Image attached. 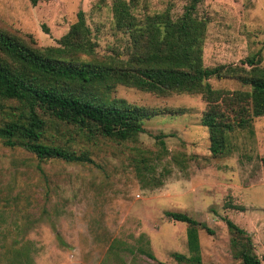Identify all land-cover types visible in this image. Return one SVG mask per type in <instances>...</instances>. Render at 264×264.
Here are the masks:
<instances>
[{"label": "rangeland", "instance_id": "374dc122", "mask_svg": "<svg viewBox=\"0 0 264 264\" xmlns=\"http://www.w3.org/2000/svg\"><path fill=\"white\" fill-rule=\"evenodd\" d=\"M140 1L139 14L169 9L174 18L189 3ZM110 6L111 0H45L36 6L30 0H0V29L30 34L40 48L57 46L82 11L102 58L127 45L113 28ZM196 12L207 21L205 67L241 66L257 53L264 67V0H203ZM209 84L249 90L232 78ZM109 99L185 113L146 120L145 132L124 143L47 124L44 144L86 153L92 164L39 161L0 144V264H9V252L27 242L31 264H189L173 258L190 256L186 225L167 212L187 214L212 230L209 235L199 229L201 264H241L233 257L224 218L249 234L264 264V117L253 120L251 131L228 135L229 155L213 157L201 125L206 109L201 96L159 97L117 86ZM3 120L0 109V124ZM159 134L166 136L165 150L156 144Z\"/></svg>", "mask_w": 264, "mask_h": 264}, {"label": "trees", "instance_id": "16d2710c", "mask_svg": "<svg viewBox=\"0 0 264 264\" xmlns=\"http://www.w3.org/2000/svg\"><path fill=\"white\" fill-rule=\"evenodd\" d=\"M38 1L45 0L30 3L36 6ZM202 1L189 0L174 18L169 9L139 14L140 0H111L113 28L126 37L127 45L102 58L97 56L82 11L57 46L40 48L30 34L0 29V109L5 118L0 124V144L22 149L39 161L92 164L86 153L44 144L47 124L72 127L89 139L124 143L136 141L145 132L146 120L185 113V109H150L109 99L122 86L159 97L201 96L206 104L201 125L209 134V151L213 157L229 155L228 135L251 131L253 120L264 117V67L259 66L260 53L246 58L241 66H204L207 21L196 12ZM225 78L236 79L249 90L230 92L209 84L211 79ZM164 137L155 136L162 150L166 149ZM260 163L264 169V157ZM166 215L186 225L190 256L174 253L173 258L179 263L201 264L199 229L209 235L212 230L184 213ZM223 220L231 234L233 257L241 264H262L249 234L229 219ZM26 245L9 252V264L32 263ZM144 252L154 259L152 253Z\"/></svg>", "mask_w": 264, "mask_h": 264}]
</instances>
